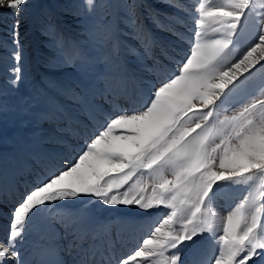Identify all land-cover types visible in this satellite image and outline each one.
Instances as JSON below:
<instances>
[{
	"label": "snow or ice",
	"instance_id": "snow-or-ice-1",
	"mask_svg": "<svg viewBox=\"0 0 264 264\" xmlns=\"http://www.w3.org/2000/svg\"><path fill=\"white\" fill-rule=\"evenodd\" d=\"M29 3L0 0L11 18L13 88L31 76L19 31ZM84 3L74 37L45 28L46 66L63 76H42L18 103L36 125L57 127L47 137L33 134L25 152L33 178L11 207L0 206L9 219L0 264H184L182 253L204 234L216 254L199 264H264V78L255 77L257 66L264 70V5L160 0L164 11L148 15L165 41L143 27L136 0ZM189 18L195 27L181 54ZM245 34L250 46L238 55ZM7 111L0 100V116ZM74 111L102 123L78 153L57 161L41 145L88 132ZM10 171L0 159V175ZM234 186L246 194L232 207ZM221 195L230 209L224 216L216 211ZM87 198L163 213L128 249L114 221L65 203Z\"/></svg>",
	"mask_w": 264,
	"mask_h": 264
},
{
	"label": "bare ground",
	"instance_id": "bare-ground-1",
	"mask_svg": "<svg viewBox=\"0 0 264 264\" xmlns=\"http://www.w3.org/2000/svg\"><path fill=\"white\" fill-rule=\"evenodd\" d=\"M139 16V20L146 30L150 31L153 35L159 37L162 40H169L167 34L159 32L153 26L151 20L148 19L150 22H144L142 18L145 19V17L143 15ZM194 27V22L189 18L186 23L185 32ZM35 41L30 43L29 47V56L33 62V67H35L34 64L36 62L34 60L35 52L32 49L40 47ZM186 48V43H183V45L178 48L177 51L183 54V52L186 51ZM40 51L42 53H47V55L49 52L48 49L45 51ZM175 66L176 65L173 66V69ZM170 70L172 69L170 68ZM7 92L8 91L6 90V93ZM31 93L32 90H29L26 94V97ZM3 101L8 104L9 111L0 116V159H6L8 161V167L13 169V171H10L8 174L0 175V206L7 204L9 207H11L12 202L18 200L20 192H23L29 186L27 182L33 178V161L28 159L25 155L27 145L31 144L32 142L33 134L39 132L42 136L47 137L49 133L53 132L57 125L47 121L40 125H36L33 117L31 116L21 115L20 113L14 116V109L12 107L13 102H11V98L4 99ZM65 103H68L69 107L75 108L71 102L65 101ZM124 106L125 105H121V107ZM73 115L76 121L83 122L84 124L88 125V132L86 134L73 135L70 140L65 141L61 146H56L55 142L52 140H47L41 145L43 149L49 150L51 155L55 156L57 161H59L63 156L71 157L74 153H78L81 150V147L84 145L87 135L95 132L99 128L100 123H102V121L99 119L89 123L85 115L78 111H74ZM59 127L62 128L63 125H60ZM53 149H55V151H52ZM40 166L44 167L43 164ZM234 187H236L234 194L238 197V195L243 192V186ZM91 199L92 198L77 199L74 201L69 200L65 203L72 207L88 205L96 217L101 215L103 217V221H114L115 223L113 227L115 230L125 234L128 249L133 248V246L136 244V238L141 231H147V222L163 213V210L158 212L153 211L152 216L149 217L143 212V210L138 209L136 206H107L98 200L88 204V201ZM218 200L221 202V204L216 208V211L218 215L224 216L230 210L228 207V202L224 195L223 198L219 197ZM238 202L239 199L237 198L232 203V207H234L235 203ZM6 212V209H4L3 212H0V242H6L7 239V226L9 219ZM143 238H146V236ZM215 249L216 245L214 239L209 234H204V237L199 239L195 245H191L184 250L182 253V259L184 264H199L205 255L214 256L216 254ZM68 258L70 260V257Z\"/></svg>",
	"mask_w": 264,
	"mask_h": 264
},
{
	"label": "rangeland",
	"instance_id": "rangeland-1",
	"mask_svg": "<svg viewBox=\"0 0 264 264\" xmlns=\"http://www.w3.org/2000/svg\"><path fill=\"white\" fill-rule=\"evenodd\" d=\"M113 2H115V0H113ZM136 2L139 5L138 14L145 17V19L142 18L144 22H150L149 20H151L148 15L150 9H156L161 12L164 11V5L160 3V0H136ZM185 2L189 4L192 3V0H185ZM212 2L215 5H219L223 3L224 0H212ZM257 5H264V0H257ZM86 8L87 5L84 3V0H30L26 12H22L21 14L22 23L19 31L21 44L24 49L25 63L31 70V76L28 80L21 81L15 88L8 83L10 76L8 69L13 64L11 58V38L8 35V26L11 23V18L8 15L7 9H0V92L3 93V95H0V100L11 98V102H13L12 107L14 109V116L19 114L17 109L20 98L26 97L29 90L33 91L34 82L39 84L42 76L61 78L63 75L61 70L51 69L46 66V58L52 55L50 48L47 47L50 41L49 35L45 34L46 26H53L55 32L62 34L66 39L72 38L79 31L78 25L80 23V18L86 14ZM192 29L194 28L186 31L187 35L185 32L186 39L183 43H186L187 47V37L191 35ZM34 41L40 46L39 48L32 49L35 52V67H33V62L29 56L30 43H33ZM247 46H250L249 37L245 34L241 38L240 44L237 46V54H240V48L246 49ZM46 49L49 51L48 55L47 53H42L40 51H45ZM175 59L170 66L171 69H173V66L175 65ZM255 77L258 80L264 78V70L259 69V66H257ZM6 90L8 91L7 93ZM229 114L231 113L229 112ZM234 189H236V187H234ZM244 194V191L240 193L238 199L242 198ZM220 198H223V195H221ZM220 204L221 202L218 200L217 205L219 206ZM159 215L161 216L162 213Z\"/></svg>",
	"mask_w": 264,
	"mask_h": 264
}]
</instances>
